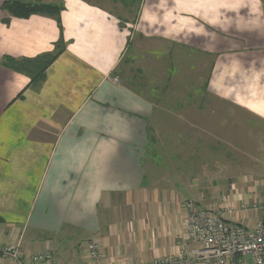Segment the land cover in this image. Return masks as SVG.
I'll return each instance as SVG.
<instances>
[{
    "label": "crops",
    "instance_id": "1",
    "mask_svg": "<svg viewBox=\"0 0 264 264\" xmlns=\"http://www.w3.org/2000/svg\"><path fill=\"white\" fill-rule=\"evenodd\" d=\"M6 1L0 0V246L14 244L23 258L49 251L60 264L150 263L199 247L186 240V202L210 211L222 203L208 182L201 188L166 178L155 159L164 153L161 126L177 138L175 159L183 157L180 138L211 145L219 137L235 153L237 169L220 184L219 202L231 197L237 209L225 219L248 228L263 220V210L238 208L264 200V0H141L135 49L126 28L132 0H57L60 23L46 14L12 17ZM59 42L65 49L37 88L3 65L5 58L51 53ZM129 55L140 87L118 73ZM183 76L196 83L202 77L208 100L194 104V86ZM170 77L179 78L171 89L181 98L168 112L155 94ZM189 167L209 169L206 161ZM90 243L99 246L98 260L90 258Z\"/></svg>",
    "mask_w": 264,
    "mask_h": 264
},
{
    "label": "built area",
    "instance_id": "2",
    "mask_svg": "<svg viewBox=\"0 0 264 264\" xmlns=\"http://www.w3.org/2000/svg\"><path fill=\"white\" fill-rule=\"evenodd\" d=\"M221 203L216 211H210L193 201L186 202V240L199 247L188 252L184 249L179 256L136 264H264V218L253 228L229 222L225 215L237 212V209L231 197L223 196ZM239 208L264 211V200L242 203ZM88 250L91 259L100 258L96 243H90ZM0 254L10 264H60L49 251L23 258L14 244L0 246Z\"/></svg>",
    "mask_w": 264,
    "mask_h": 264
},
{
    "label": "rangeland",
    "instance_id": "3",
    "mask_svg": "<svg viewBox=\"0 0 264 264\" xmlns=\"http://www.w3.org/2000/svg\"><path fill=\"white\" fill-rule=\"evenodd\" d=\"M30 1H32V0H30ZM40 1H42V2L52 1V2H48V3L60 4V2L57 3L58 2L57 0H40ZM132 2H133V4L128 5L129 11L131 13V16H130L131 21H130L129 26H127L126 28L129 29V32H130V38H131L130 39V45L133 49H135L136 46H138V42L135 41V39H134L135 38L134 23H135V19H136L137 7L140 6L141 0H132ZM145 46H147V44H144V47ZM154 46H156V45H153L152 49H154ZM159 47H161V46H159ZM130 58H131L130 55H129V57L127 56L125 58V60L123 61V63L121 64V66L118 69V73H119L121 79L125 83H132V85L135 84L136 87H140L137 83L133 82L132 75L135 73L134 70H136L137 67L135 64L129 63ZM167 63L170 66V63H171L170 60H167ZM188 78L189 77H187V76H183L180 78V80L182 81V83L192 84L194 86L192 92L188 93V94H190L191 97H193L190 100H192V102H194V104L195 103L203 104V99H205L204 101H207L208 98H207V95H205V92L203 89L204 86H202V82H201L202 77L197 78V83L193 79L188 80ZM178 79L179 78H177L176 80L174 79V82H173V78L170 77V80H169V78H164L162 81L159 82L160 86L158 89H160V91L158 94H155L156 103L158 106L161 105L160 108H162L165 111L171 112L172 110H174V108L176 109L177 105L179 104V99L181 97L177 94H174L172 92V89H171L173 85L175 86L179 83ZM204 79L205 78L203 77V80ZM144 86L146 87L147 90L149 89V85L145 84ZM145 87H144V90H145ZM184 89L186 90L187 86L184 87ZM147 93H148L149 97H151V92H147ZM160 120H161V116H160ZM161 127H162V132H163L164 136L158 138L157 144L162 146L164 153H163V155L158 153L157 154L158 156H155V159H157L158 161L160 160V162L165 165L164 166L165 168L163 169V173L166 176V178L170 177L173 180L179 179L182 183H185L188 180H189L188 182L195 181L196 184L201 188H204V186L202 184H200V182H208L209 184H211V185H209V187L215 189V191H216V195H213L214 196L213 200L216 203H218V205H219L221 203V202H219L221 197H219V199H217V198H218V195L220 192L219 189L221 188L220 184H221V182H223L225 180L223 178L230 179L229 181L233 180L234 176H235V171L237 170V169H235L236 163H234L235 153H231V155H230L229 152H226L227 151L226 146L224 143H220L219 137L211 138V140L214 141L213 144H211V145H209L207 142L204 143V140H202V139H201L200 143H198L196 145L195 144L189 145L188 143H192V142H188V140H189L188 137H183V138H180V140H179V142H180L179 150H181L183 157H181L180 159L179 158L175 159V155H173V152L171 150H172V147H176L175 141L177 140V138L172 137L170 131H165L163 126H161ZM260 129L264 130V127L261 126ZM191 139H193V137ZM182 143H183V145H182ZM262 145H264V144H262ZM208 146H211V147H208ZM259 148L261 150H264V146H261ZM191 161H194V164H196V165L197 164L203 165L204 162L206 161V164L209 167V169L204 170L203 168H190L189 163ZM175 163L180 164V167L178 169L171 168V165L175 164ZM242 166H243L242 167L243 169L242 168H240V169H242L243 171H247V170L249 172L253 171L252 166L247 167L243 164H242ZM253 166H257L260 168V164H256ZM227 167H229V168H227ZM256 171H259V169H257ZM210 172H211V176H210ZM229 183L230 182H228V184ZM228 184H227V186L229 187L230 184L229 185ZM195 204L198 205L197 203H195ZM226 217L227 216H225V218ZM0 264H10V262L8 260H4L2 254H0Z\"/></svg>",
    "mask_w": 264,
    "mask_h": 264
},
{
    "label": "trees",
    "instance_id": "4",
    "mask_svg": "<svg viewBox=\"0 0 264 264\" xmlns=\"http://www.w3.org/2000/svg\"><path fill=\"white\" fill-rule=\"evenodd\" d=\"M2 7L12 17L25 19L32 15L46 14L57 18L60 23L59 15L62 7L58 4L24 3L20 0H9L4 2ZM64 49L62 42H59L56 49L51 53H46L34 59L15 60L5 58L3 65L18 73L27 75L31 79L30 86L37 88L46 80L47 69L57 60Z\"/></svg>",
    "mask_w": 264,
    "mask_h": 264
}]
</instances>
